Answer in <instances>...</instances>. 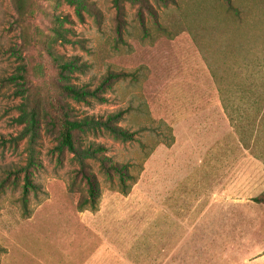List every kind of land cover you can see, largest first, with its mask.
<instances>
[{"label": "rangeland", "instance_id": "rangeland-1", "mask_svg": "<svg viewBox=\"0 0 264 264\" xmlns=\"http://www.w3.org/2000/svg\"><path fill=\"white\" fill-rule=\"evenodd\" d=\"M91 1L100 23L80 21L65 0H0V264L30 234L44 246L52 233L74 239L66 227L82 226L77 202L88 192L75 175L79 163L70 152L60 161L45 125L27 204L24 174L15 175L28 161L19 108L51 99L68 102L79 117L121 112L119 124L134 134L128 141L104 131L86 135L132 176L124 194L117 176L89 160L101 185L98 207L114 224L152 226L153 242L161 222L181 226L168 239H183L185 264H264V205L253 201L264 193V0H232V8L225 0H148L159 23L145 15L144 28L137 7L125 2L121 38L114 0ZM59 15L71 21L73 43H56V51L86 65L73 83L96 88L110 71L128 74L105 91V101L76 102L56 91L45 46ZM223 84L240 94L228 97L226 114ZM47 251L33 252L36 264Z\"/></svg>", "mask_w": 264, "mask_h": 264}, {"label": "trees", "instance_id": "trees-1", "mask_svg": "<svg viewBox=\"0 0 264 264\" xmlns=\"http://www.w3.org/2000/svg\"><path fill=\"white\" fill-rule=\"evenodd\" d=\"M66 3L74 8L76 16L80 21H84L85 16L93 17L98 23L101 22V12L91 0H65ZM158 3L168 4L173 0H156ZM125 2H129L137 7V17L141 26L145 27V15H148L156 23L158 16L156 10L148 0H114L115 7V30L118 37L123 36L126 25ZM229 8H232V0H225ZM55 27L53 28L54 36L45 46L49 62L55 69L57 80L54 84L59 96L72 99L76 102H87L89 98L99 101H105L103 94L109 89L114 82L128 76L125 72L110 71L96 88L73 83L72 79L77 72H84L86 65L79 61L78 57L67 58L58 53L54 47L56 43L72 44V30L66 24L71 21L62 16H56L54 19ZM21 79L25 76L20 75ZM27 101L19 109L21 114L17 121L25 125L22 138L27 139L28 161L27 165L15 172L19 176L24 174V196L25 204L28 202L29 192L37 189L33 182V171L41 167L37 157L38 146L42 139L43 125L57 142L55 151L58 153L62 162L66 152L74 155L79 163L76 170V178L84 181L87 185L88 196H81L77 202L79 211L92 210L98 208V202L101 196V185L97 175L92 171L89 160H95L99 163L101 170L109 177L117 176L123 187L126 186V180L131 178V174L126 165L113 162L106 155V148L101 144L88 143L86 135L90 132H107L117 139L124 141L133 140L134 134L122 127L119 120L122 113H112L106 117L96 118L94 116L79 117L76 110L68 103L62 100H48L42 105L32 100ZM124 194H128V188H124ZM255 203L264 205V193L253 199Z\"/></svg>", "mask_w": 264, "mask_h": 264}, {"label": "crops", "instance_id": "crops-1", "mask_svg": "<svg viewBox=\"0 0 264 264\" xmlns=\"http://www.w3.org/2000/svg\"><path fill=\"white\" fill-rule=\"evenodd\" d=\"M229 91L223 84V89L218 96L219 101L223 103L224 114L228 113L226 103L234 101L233 97H228L240 95L234 93L233 89ZM209 110L212 108L209 107ZM106 212L104 207L101 209L98 207L95 211H76L82 224L81 228L66 227L74 239L58 238L52 233L51 239L54 241L51 240L42 246L41 241L34 242L30 234L29 240L20 243L17 256L13 258L12 255V258L7 259L5 264H36L33 252L38 250L40 254L44 247L48 251L40 264H185L182 252L183 239L178 240L177 235L174 236V242H169L168 239V234L172 236L178 234L179 230L182 232L181 226L169 227L166 223L161 222L157 231L159 233L158 241L153 242L152 226L114 224L113 214L107 215ZM180 224L183 225L181 221ZM45 227L47 226H43L44 230L40 237L45 236V231H47ZM52 228L49 229L54 232L55 230L53 231ZM137 232L140 234L136 235ZM144 234L149 235L144 237ZM31 248L32 252L29 251ZM51 252L54 255L49 257ZM31 255L32 259H28ZM38 258L40 259V257Z\"/></svg>", "mask_w": 264, "mask_h": 264}]
</instances>
